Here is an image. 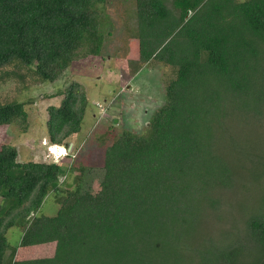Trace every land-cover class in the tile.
Listing matches in <instances>:
<instances>
[{
	"label": "trees",
	"instance_id": "obj_1",
	"mask_svg": "<svg viewBox=\"0 0 264 264\" xmlns=\"http://www.w3.org/2000/svg\"><path fill=\"white\" fill-rule=\"evenodd\" d=\"M130 39L133 79L151 61L171 69L164 104L144 133L112 138L96 193L0 145V264H264V0H0V68L54 83L87 58H127ZM51 97L48 138L68 148L86 90L73 80ZM28 118L25 103L0 104V126L26 133ZM52 194L58 211L43 215ZM48 243L54 256L15 260Z\"/></svg>",
	"mask_w": 264,
	"mask_h": 264
},
{
	"label": "rangeland",
	"instance_id": "obj_2",
	"mask_svg": "<svg viewBox=\"0 0 264 264\" xmlns=\"http://www.w3.org/2000/svg\"><path fill=\"white\" fill-rule=\"evenodd\" d=\"M111 49V45L106 46V56H110L108 53L112 52ZM128 50L127 58L119 61H111L110 57H90L76 62L54 83L44 81L33 68L22 67L16 62L1 67L0 104L25 103L30 125L26 133L22 132L17 123L0 126V145L8 143L15 146L21 162L51 163L61 153L69 155L56 160L58 164L71 169L70 178L66 181L73 182V189H76L82 181L79 177L85 175L84 180L90 190L98 192L107 145L123 131L138 134L145 132L153 113L164 104L160 76L164 72L171 75L169 67L151 61L133 79L130 76L129 61L138 57V40L130 39ZM73 80L83 85L89 102L83 128L79 134L65 141L69 143L68 148L57 146L54 149L60 152L50 156L48 147L54 145L47 134V109L60 105L62 97L51 96L66 88ZM102 136H105L104 142L100 140ZM61 180L64 181L65 177ZM55 198L54 194L47 197L41 214L56 215L59 206ZM9 239L12 244L18 245L21 239L19 230L11 229ZM55 249V243L19 247L15 260L49 258L54 256Z\"/></svg>",
	"mask_w": 264,
	"mask_h": 264
},
{
	"label": "clouds",
	"instance_id": "obj_3",
	"mask_svg": "<svg viewBox=\"0 0 264 264\" xmlns=\"http://www.w3.org/2000/svg\"><path fill=\"white\" fill-rule=\"evenodd\" d=\"M55 147H57V145H54V146L48 147V151L50 152V153H49L50 156H51V155H54V156H55L57 153L60 152V151H59V152L57 151V153H53L52 150H53ZM58 147H59V146H58ZM62 148L65 149L64 147H62ZM67 156H69V155H66V154L61 153L60 156L56 157V159H55V157H54V159H55V161H56V160H59V159H61V158H63V157H67Z\"/></svg>",
	"mask_w": 264,
	"mask_h": 264
},
{
	"label": "bare ground",
	"instance_id": "obj_4",
	"mask_svg": "<svg viewBox=\"0 0 264 264\" xmlns=\"http://www.w3.org/2000/svg\"><path fill=\"white\" fill-rule=\"evenodd\" d=\"M52 152H53V153H57V150L53 149ZM58 152H59V150H58ZM63 154H64V153H63Z\"/></svg>",
	"mask_w": 264,
	"mask_h": 264
}]
</instances>
